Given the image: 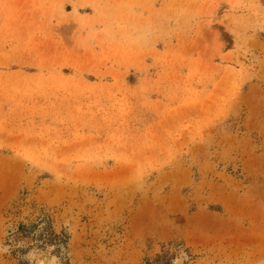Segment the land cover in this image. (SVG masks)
Listing matches in <instances>:
<instances>
[{"label": "rangeland", "instance_id": "rangeland-1", "mask_svg": "<svg viewBox=\"0 0 264 264\" xmlns=\"http://www.w3.org/2000/svg\"><path fill=\"white\" fill-rule=\"evenodd\" d=\"M264 264V0H0V264Z\"/></svg>", "mask_w": 264, "mask_h": 264}, {"label": "bare ground", "instance_id": "bare-ground-1", "mask_svg": "<svg viewBox=\"0 0 264 264\" xmlns=\"http://www.w3.org/2000/svg\"><path fill=\"white\" fill-rule=\"evenodd\" d=\"M51 248L47 250H34L28 253L29 258H35L38 264H59L55 255L50 252ZM183 257H178L173 264H181Z\"/></svg>", "mask_w": 264, "mask_h": 264}]
</instances>
